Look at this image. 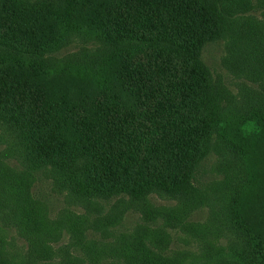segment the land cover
<instances>
[{"label":"trees","instance_id":"1","mask_svg":"<svg viewBox=\"0 0 264 264\" xmlns=\"http://www.w3.org/2000/svg\"><path fill=\"white\" fill-rule=\"evenodd\" d=\"M239 1L246 4L243 15H262L260 26L246 32L251 37L241 55L255 63L260 54L264 67V0ZM220 5L0 0V46L17 55L0 60V124L14 138L26 169H51L82 202L120 195L192 202L193 171L219 130L220 143L229 146L242 171L229 197L225 189L220 195L226 221L213 231L227 238L231 264H264V107L227 139L225 114L200 62L204 45L224 31ZM67 33L93 36L113 49L86 57L72 72L51 74L40 61ZM25 199L9 195V213L22 236L43 244V223Z\"/></svg>","mask_w":264,"mask_h":264},{"label":"rangeland","instance_id":"2","mask_svg":"<svg viewBox=\"0 0 264 264\" xmlns=\"http://www.w3.org/2000/svg\"><path fill=\"white\" fill-rule=\"evenodd\" d=\"M18 1L42 4L56 0ZM220 4L225 12L224 31L218 40L204 45L200 62L212 80L231 133L227 139L231 140L235 135L233 128L259 115L264 107L260 54L255 63L241 55L251 37L249 33L260 26L262 15L253 10L252 14L243 15L246 4L241 5L239 0H220ZM254 5L251 3V7ZM83 36L63 34L59 46L45 53L41 61L36 60L49 73L64 74L86 64V57L113 49L93 36ZM6 49L0 46L1 61L17 56ZM256 51L259 53L260 49ZM21 59L26 63L33 61ZM248 129L251 131L252 127ZM218 131L207 145V155L193 171L192 202L180 203L155 195L143 201L120 195L82 202L69 195L51 169H26L17 156L14 138L0 124V264H231L226 252L227 238L213 229L226 221L222 212L226 203L220 195L225 189L229 197L242 169L229 146L220 143ZM250 142L248 151L252 153L254 143ZM248 158L252 166V159ZM234 189L237 194L242 193ZM9 195L15 200L26 197V202H31L43 223L44 234L39 238L43 244L32 245L31 236L25 238L19 226L14 225Z\"/></svg>","mask_w":264,"mask_h":264}]
</instances>
